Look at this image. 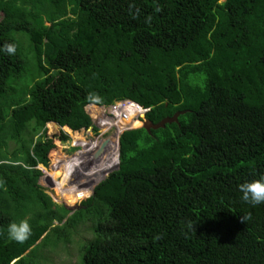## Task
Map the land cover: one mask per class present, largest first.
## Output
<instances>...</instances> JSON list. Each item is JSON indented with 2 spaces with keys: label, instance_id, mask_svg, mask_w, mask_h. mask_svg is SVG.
I'll use <instances>...</instances> for the list:
<instances>
[{
  "label": "trees",
  "instance_id": "trees-1",
  "mask_svg": "<svg viewBox=\"0 0 264 264\" xmlns=\"http://www.w3.org/2000/svg\"><path fill=\"white\" fill-rule=\"evenodd\" d=\"M0 13V264H51L80 228L74 264H264V203L239 191L264 177V0H0ZM124 99L137 120L184 112L124 131L93 194L55 204L38 168L53 160L72 205L92 139L67 160L46 125L100 132L89 109Z\"/></svg>",
  "mask_w": 264,
  "mask_h": 264
},
{
  "label": "rangeland",
  "instance_id": "rangeland-1",
  "mask_svg": "<svg viewBox=\"0 0 264 264\" xmlns=\"http://www.w3.org/2000/svg\"><path fill=\"white\" fill-rule=\"evenodd\" d=\"M68 8H72V6H69ZM45 12H47V9H45L43 11V14ZM31 13H32V11H31ZM1 17H2V14L0 13V19H1ZM92 110L94 111L95 109L92 108ZM92 114L94 115V112H92ZM110 116L111 115L109 114L108 109L103 110L102 114L96 116L97 118H96L95 124L97 127L101 126V128H102V130L100 132L98 130L99 133L94 131L92 126H90V129H86V131H84V130L72 131L71 129H69L67 127H62L56 123H54L55 132H52L51 126H50L52 123H48L46 125V134H45L46 136L43 139H52L53 141H55L56 144L60 147V151L66 157L67 160L70 158L75 159L72 157H74L77 152H80V154L78 156V157H80L81 154H83L85 152L84 150L86 148V146H84L83 148L81 146L84 145L85 143L89 142L90 139L93 140V147L91 148V151L95 152V154H97L100 145L103 143L101 141L109 138L107 141H105L107 144H105V146L102 149L100 148L101 152L106 150L105 155L103 153H101V155L100 154L99 155H93L96 157L98 156V160L96 162L90 160L91 156L86 157L83 160L84 161L83 164L79 165L75 171L78 175V177L76 178L77 184L83 190L85 195H87V193L89 191L88 188L91 186V184L94 183V182L90 181L87 176H89L91 180H96L98 178V176L103 175L105 172H107L111 169L112 170L110 172H112L117 167L118 160H116V158H115L116 153H117V143L115 140V136L117 135L119 130H118V128L116 129L114 126L109 128L108 125H103L105 121L116 120V122H117V119L110 118ZM132 125H133V123L130 122L124 126L131 128V127H133ZM134 127H136V126H134ZM62 132L68 136L66 139L60 138ZM112 134H113V136H112ZM77 137L79 139H76ZM99 142H101V143H99ZM75 147H80L81 149H77ZM109 147L113 148L114 153L111 151V149L108 150ZM110 152L112 153V155L109 154L108 156H106V154H108ZM102 155H104V156L102 157ZM52 163H53V160L50 161L47 166H42V167L46 168V170L48 171L47 173H44V169H42L40 167L38 168L42 172V177H40L39 183H41V186L43 187L45 193L51 197L52 201L55 204H57V205L66 204V205L71 206L72 207L71 209L78 207L81 204V202L83 200H85L88 196L86 198L78 200L77 202L73 203L72 205L68 204L64 199H62L61 195H59L54 188L55 184L58 183L61 178L54 181V180H52L53 176L50 175V173H52V170H51ZM64 164L65 163H63V165ZM90 165H92V166H90ZM110 172L104 176L107 177L110 174ZM49 179H51L52 183H49ZM72 238L74 239V242L69 244L64 249L62 248V246H59L57 251H50V252L45 251L48 255V259H49V262L51 264H74L77 260V248L79 246V242L83 243L84 241L89 239L90 234L88 231H84L83 228H80L77 230V234L72 236Z\"/></svg>",
  "mask_w": 264,
  "mask_h": 264
},
{
  "label": "clouds",
  "instance_id": "clouds-1",
  "mask_svg": "<svg viewBox=\"0 0 264 264\" xmlns=\"http://www.w3.org/2000/svg\"><path fill=\"white\" fill-rule=\"evenodd\" d=\"M3 50L6 54L14 55L16 52V45L6 43L3 46ZM105 106H109V105L100 106L98 108H102ZM96 109L92 111L94 112V115L91 113L94 117L95 122L97 118L96 116H98ZM239 191L242 194L241 199L245 203H248L252 206H256L264 203V177L258 180H252L251 182H245L240 184ZM250 219H251V213H248L246 215H242L241 222L245 223ZM8 234L11 240H14L18 243H23L30 237L31 227L26 220H22L18 224L11 223L8 227Z\"/></svg>",
  "mask_w": 264,
  "mask_h": 264
},
{
  "label": "built area",
  "instance_id": "built-area-1",
  "mask_svg": "<svg viewBox=\"0 0 264 264\" xmlns=\"http://www.w3.org/2000/svg\"><path fill=\"white\" fill-rule=\"evenodd\" d=\"M105 109H108V112L111 115L110 118L117 119V122L116 120L105 121L103 125H108L109 128L114 126L116 129L121 126V124H123L124 122L129 123L135 121L136 114L142 110L141 107H139L137 104L127 99L117 100L109 106H105L99 109L97 108L96 112L98 115H100ZM94 126L97 127L96 124H94ZM99 128H101V126ZM126 129H128V127L125 126L122 131H126Z\"/></svg>",
  "mask_w": 264,
  "mask_h": 264
},
{
  "label": "water",
  "instance_id": "water-1",
  "mask_svg": "<svg viewBox=\"0 0 264 264\" xmlns=\"http://www.w3.org/2000/svg\"><path fill=\"white\" fill-rule=\"evenodd\" d=\"M89 111H90V113H92V107L89 109ZM184 111H180V112H176L172 117H166V118H164V119H162L161 121H159V122H157V123H152L151 121H149V120H144V121H138L139 122V125H137L136 127H132V128H128V129H126V130H130V129H135V128H144L145 130H147V131H149L150 129H158V128H160V127H164L165 126V124L166 123H171V122H176L177 121V117H178V115L179 114H181V113H183ZM50 123H52V124H54V122H50ZM124 131H121L119 134H118V136H117V158H118V154H119V147H120V144H119V137H120V135L123 133ZM109 139V138H108ZM108 139H106V140H104L103 142L104 143H102L101 145H100V147H99V149H98V152H97V154H95V155H99V154H101L102 152H101V150H100V148L102 149L104 146H105V144H107L105 141H107ZM100 150V151H99ZM118 160V159H117ZM41 166H43V165H41ZM117 167H118V162H117ZM106 178V177H105ZM104 178V179H105ZM103 180V179H102ZM101 180V181H102ZM100 181V182H101ZM100 182H98V183H100ZM98 183L95 185V186H97L98 185ZM95 186L92 188V190H91V195L93 194V192H94V188H95ZM91 195H89L88 197H90ZM87 197V198H88ZM64 206L65 207H67V208H69V209H71L72 207L71 206H69V205H66V204H64Z\"/></svg>",
  "mask_w": 264,
  "mask_h": 264
},
{
  "label": "bare ground",
  "instance_id": "bare-ground-1",
  "mask_svg": "<svg viewBox=\"0 0 264 264\" xmlns=\"http://www.w3.org/2000/svg\"><path fill=\"white\" fill-rule=\"evenodd\" d=\"M131 121V120H130ZM139 120H135V121H133L132 123H133V127L134 126H137V125H139V122H138ZM130 123V122H129ZM127 124V123H126ZM125 127V126H124ZM123 129V128H122ZM122 129L121 130H119V132L117 133V135L115 136V140H116V143H117V136H118V134L122 131ZM102 130V129H101ZM100 130V131H101ZM98 134V133H97ZM104 141V140H103ZM103 141H101V142H103ZM101 142H99V143H101ZM104 143V142H103ZM93 147V140H92V146L89 148V157L91 156V158H90V160L91 161H94V162H96L97 160H98V158H97V160H95V156H93V155H95V153H92V151H91V148ZM98 157V156H97ZM116 160H117V153H116ZM83 164V163H82ZM82 164H80V165H82ZM79 166V165H78ZM77 166V167H78ZM77 169V168H76ZM76 169L74 170V173L76 174V178L78 177V175H77V173L75 172L76 171ZM112 170V169H111ZM111 170H109V171H107V172H105L103 175H100V176H98V178L96 179V180H90V181H92V182H94L93 184H91V186L88 188V193H87V195H85V193L83 192V190L78 186V184H77V179L74 181V185L76 186V188L80 191V192H82L83 194H84V196H83V198H85V197H87L88 195H89V193H90V191L92 190V188L100 181V180H102L105 176L104 175H106L107 173H109ZM103 176V177H102ZM100 177V178H99ZM97 182V183H96ZM82 198V199H83Z\"/></svg>",
  "mask_w": 264,
  "mask_h": 264
},
{
  "label": "crops",
  "instance_id": "crops-1",
  "mask_svg": "<svg viewBox=\"0 0 264 264\" xmlns=\"http://www.w3.org/2000/svg\"><path fill=\"white\" fill-rule=\"evenodd\" d=\"M94 122H95V120H94ZM94 125V124H93ZM88 129H90V127L88 128ZM86 131V130H85Z\"/></svg>",
  "mask_w": 264,
  "mask_h": 264
}]
</instances>
